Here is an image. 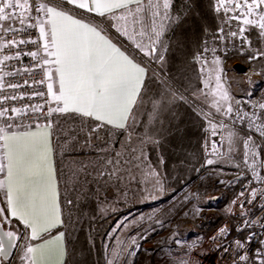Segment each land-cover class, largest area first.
<instances>
[{"label":"rangeland","instance_id":"1","mask_svg":"<svg viewBox=\"0 0 264 264\" xmlns=\"http://www.w3.org/2000/svg\"><path fill=\"white\" fill-rule=\"evenodd\" d=\"M169 1L167 14H164V5L159 6L154 12L151 11L153 19L148 23L144 19L150 15H146L145 11L141 13L139 28L142 31L139 38L142 39L137 41L145 44L141 46L143 51L125 39L144 58L149 59L147 64L156 56L168 23L174 17V1ZM236 2L243 3V0H216L218 9L224 13L221 36L225 41L227 36L231 45L223 46V54L216 52L218 47L213 45L199 55L203 89L195 95V100L202 106L200 114L206 123L203 147L211 129L216 128V123L206 117V111L227 115L229 107H235L248 95H255L260 104H264V55H261L264 53V37L258 35L262 31L258 27L244 25L243 18L230 19V13L238 14L231 8ZM158 12L160 15H157ZM261 20L264 21V16H261ZM125 21L124 23L129 22L128 17ZM106 22L108 28L118 33L112 22ZM253 22L259 23L246 21ZM161 25L163 32L157 38L156 33L160 31ZM240 27L246 29L243 41L239 34L237 37L230 35L231 31L238 32ZM122 28L127 29V25ZM233 43H237L239 57L229 59L230 52L235 49ZM150 47H155L156 50L147 54ZM226 51L229 52L225 54L227 58L224 55ZM209 52H212V57ZM217 55L220 56V62L214 60ZM226 92L228 99H225ZM54 126L58 155L65 171L64 189L68 202L76 205L84 193L94 185L101 198V213L106 217L115 215L110 217L113 222L103 235L105 264H124L125 258L127 264H188L189 259L194 264L198 261L206 239L199 230V222L218 211L217 205L221 198L239 183L234 181L233 177L235 172L243 169L242 132L227 128L225 156L205 155V167L193 184L170 194L164 186L162 175L149 160L144 138L129 131L121 135L116 128L102 126L86 118L75 119L64 126L59 123ZM208 159L214 161L212 166L207 165ZM220 180L225 183H219ZM201 182L202 191L197 187ZM237 193L231 202L225 205L226 217L231 212ZM124 202L140 206L121 212ZM177 207L179 211L176 210ZM0 224H3L1 218ZM5 224L7 231H11L10 223L7 221ZM141 233L148 234V239L142 242V250L136 255L128 256L127 253L133 247V239L137 244L141 243ZM173 237L177 239L175 244ZM26 246L24 239H18L13 256L2 264H26ZM143 249L153 251V254L145 253ZM185 249L190 253L189 257L183 255Z\"/></svg>","mask_w":264,"mask_h":264},{"label":"trees","instance_id":"2","mask_svg":"<svg viewBox=\"0 0 264 264\" xmlns=\"http://www.w3.org/2000/svg\"><path fill=\"white\" fill-rule=\"evenodd\" d=\"M173 1L174 17L169 21L157 51L159 58H153L149 64V59L143 58L121 35L111 28H104L147 67L142 89L129 120L125 127L116 129L121 135L129 131L145 139L149 160L162 175L164 186L170 194L193 184L205 167L203 143L206 123L200 114L202 106L195 100V95L203 89L199 55L213 45L218 47L216 52L223 54V46L231 45L229 38L226 36L225 41L219 31L224 13L218 9L216 0ZM51 2L98 25L107 24V15L83 12L64 0ZM233 44L235 49L230 52L229 59L239 57L237 43ZM227 53L224 52V55ZM208 54L213 56L212 52ZM54 117V125L59 123L61 126L75 119L86 118L75 112L56 113ZM55 149L63 208L61 229L66 241L63 264H105L103 235L113 222L110 217L115 215L106 217L101 213V198L94 185L76 205L68 202L64 189L65 171L58 155L59 149L57 146ZM197 187L202 191L203 183H198ZM239 187L240 182L224 194L217 205L218 211L199 222V230L204 237L226 218L225 205L231 202ZM122 205L121 212L140 206L130 202ZM176 210L179 211V207ZM12 223L22 231L25 229L17 219H12Z\"/></svg>","mask_w":264,"mask_h":264},{"label":"crops","instance_id":"3","mask_svg":"<svg viewBox=\"0 0 264 264\" xmlns=\"http://www.w3.org/2000/svg\"><path fill=\"white\" fill-rule=\"evenodd\" d=\"M64 1L69 2V0ZM123 2L124 0H74V3H69L77 8H79L78 5L91 3L94 11L79 9L97 15L105 13L104 15L108 16V21L114 24L113 28L117 29L124 39L135 47L137 44L145 46L144 43L138 42L142 39L139 38L141 27L139 25L130 27L129 22L124 23L129 9L135 8V3L129 4V8H125L122 7ZM152 2L156 3L155 7H148L145 10L146 15H150L146 20L144 19L146 23L151 18L153 19L151 11L154 12L157 7L164 5V0H152ZM168 2L170 3L169 0ZM140 3L147 4V0H140ZM45 5L71 15V17H64L57 21L62 27L56 50L58 71L56 72L57 65L54 63L47 64V73L52 74L51 79H48L53 86L50 97L54 108L57 107L55 95H58L60 85V98L65 101L66 106L92 110L96 115L122 122L125 127L142 89L147 67L143 62L135 59L105 30L107 26L104 23L103 26L98 25L49 1H45ZM122 13L125 19L117 20L113 17ZM48 19L49 17L44 13L43 21L46 32H50ZM124 25H127L129 33L122 28ZM96 28L98 31L95 30ZM41 39L43 44L47 42L45 38L41 37ZM141 50L143 51V49ZM46 59L51 60L52 58L46 55ZM109 65H112L111 72L106 71ZM101 92L106 95L107 103L103 108L97 110V99ZM77 114L84 116L82 113ZM84 117L94 120L102 126L118 128L114 124L109 125L105 121H97L95 117ZM38 125L39 127L35 125L25 128L27 131L8 132L4 130L2 132V156L3 159L4 157L8 158L10 169L7 177L3 173L0 176V182L3 181L2 183L7 187V189L0 188V209H9L7 219L3 218V214H0V218L5 226V222L10 223L11 231L16 233L18 239L20 234L24 233L27 247L33 248V252L27 253L26 264H63L66 257V241L64 231L61 229L63 208L56 161L55 126L53 122H43ZM45 142L51 148L53 191L50 193L46 173L39 165ZM6 190H8L10 201L22 203L33 234L37 235L36 239L29 238L30 228L25 227L22 231L13 225L12 219H17L25 226L23 219L19 216H11V207L5 196ZM36 193L40 194L43 201L39 211L36 210ZM53 210L58 212L59 223L45 232L42 229L48 224L50 213ZM6 229L8 230L7 226Z\"/></svg>","mask_w":264,"mask_h":264},{"label":"built area","instance_id":"4","mask_svg":"<svg viewBox=\"0 0 264 264\" xmlns=\"http://www.w3.org/2000/svg\"><path fill=\"white\" fill-rule=\"evenodd\" d=\"M31 3V0H30ZM45 5L44 0H35L33 7ZM32 23H39L44 19V12L39 14L32 13ZM13 27H20L19 23ZM19 41L21 38L25 40H36V44H13L10 49H5L4 44L9 39ZM9 37L0 38V104L3 108L0 111L8 109L6 113L9 117H14L12 122L13 128L17 124L24 128L32 127L43 122H51L55 115L53 112L50 116L49 111L54 108L50 93L47 90L49 79L46 76L47 65L44 64L46 53L44 52V44L39 35V28L27 29L23 34L11 35ZM156 50V48L154 47ZM154 50V52H155ZM31 51L37 52V56L32 58L26 53ZM19 52V57H17ZM5 55L9 58L5 60ZM27 81V83H25ZM43 81V83H41ZM17 85L12 88L11 85ZM38 92H43V96L36 95ZM15 97V99H12ZM260 102L255 95L243 97L239 103L233 107V113L227 115H218L208 113L206 117L216 123V128L211 129L208 140L204 147L205 155L208 157L225 156V137L226 129L233 128L242 132L244 137V151L242 155L243 169L234 173L233 180L240 182V187L236 195L235 201L239 200L243 203L250 199L248 195L240 197L241 190L245 192L249 188L264 189V115L260 109ZM11 108H19V113L10 112ZM36 108L37 111H33ZM244 113H247L245 116ZM7 127L5 120L0 119V128ZM4 130H0V163L3 162L1 135ZM247 160V163H245ZM2 173H0V176ZM264 201L257 199L256 203L245 205L243 209L238 204L232 206L228 217L223 219L220 224L207 236L202 246L203 252L198 261L194 264H239L237 255L238 249L232 243L234 240H243L250 232H261V225L256 224L254 228H245L243 232H238L236 229L244 223L240 213L251 212L252 216L257 221L264 217ZM222 227L231 229L229 235L227 231L223 233L227 238L224 240L217 239L214 243L212 237L219 238L221 233L219 230ZM264 240V233L257 236L247 245L248 251L246 255L250 258V262L260 264L258 252L264 247L259 241ZM223 245H230L231 250L224 248ZM220 248L218 251L217 249Z\"/></svg>","mask_w":264,"mask_h":264},{"label":"snow or ice","instance_id":"5","mask_svg":"<svg viewBox=\"0 0 264 264\" xmlns=\"http://www.w3.org/2000/svg\"><path fill=\"white\" fill-rule=\"evenodd\" d=\"M51 2V0H49ZM70 3H74V0H69ZM135 3V8H130L128 11V20H129V26L130 27H135L136 25H139L142 21V16L141 13L145 11L148 7H155L156 3H153L152 0H147V4H141L140 0H124L122 7L129 8V4ZM35 4V0H0V38L4 37H9V34L11 35H16V34H23L24 32L27 31V29H35L36 27L39 28V35L42 38L46 39V43L44 44V52L48 57H51L52 59H45L44 64H51L54 63L57 65L56 67V72L58 71L59 65L57 64V57H56V50L58 47V41L61 37L62 33V27L61 24H58V19L62 20L64 17H71V15L66 14L64 11H58L55 7H47V5H38L33 7ZM225 7H228V5H224ZM80 9H87L89 11H94L92 8L91 3H85L82 5H78ZM169 8V2L168 0H164V14H167V9ZM231 8L235 9L236 12L238 13L237 15H231L230 13V19L232 20H240L243 18V24L246 26H254L258 27L262 31L258 33V35L264 37V21L261 20V16H264V0H243V3L236 2L231 5ZM35 12L39 14L40 12H44L49 19L47 20V23L50 25V32H46L45 26H44V21H40L38 24L37 23H32L31 21L33 20L32 13ZM100 15H104L105 13H99ZM157 15H160V12L157 13ZM115 19H125V16L122 14L118 16H113ZM246 21H257L259 23H246ZM19 23L20 27H13L14 24ZM97 30V28L95 29ZM98 31V30H97ZM127 31V29H125ZM220 32H223V29L219 30ZM246 29L245 27H240L238 32L237 31H231L230 35L232 37H237L239 34L241 40H244V33ZM163 32V25H161L160 31L156 33L157 38H159V35ZM26 43H31V44H36V40H25L21 38L19 41H16L14 39H9L7 42L4 44L5 49H10L13 44H26ZM137 49H142L141 45L137 44L136 45ZM155 49L150 47L148 50L147 54H151L152 51ZM26 55L34 58L37 56V52L31 51L29 53H26ZM261 55H264V53H261ZM17 57H19V52H17ZM8 56L5 55V60H8ZM155 59L159 58V54H157ZM253 59H255V55H253ZM214 60H218L220 62V56L217 55ZM107 72L112 71V65H109V67L106 69ZM46 76L51 79L52 74L50 72L46 73ZM27 83V81H25ZM43 83V81H41ZM12 88H16L17 85L12 84ZM52 84L49 83L47 84V90L49 93L52 92ZM60 92L61 88L59 85L58 89V95H55V101L57 102V107L51 109L48 113L50 116L53 112H59V113H67V112H75V113H82L84 116L88 117H95L97 121H105L109 125H115L118 128H123L124 124L122 122H119L115 119H110V118H104L99 115H96L94 111L92 110H83L80 108L76 107H69L66 106L65 101L60 98ZM36 95L43 96V92H38ZM12 99H15L13 97ZM225 99H228V94L227 92L225 93ZM107 103V97L106 95L101 92L98 95L97 99V110L103 108L105 104ZM260 109L262 110V115H264V104H260ZM0 108H3V105L0 104ZM8 109H5L3 111H0V119H4L7 127L0 128V130H7L8 132L12 131H27L23 126H20L17 124L16 129H13L12 122H14V117H9L6 115L8 112ZM33 111H37L36 108H33ZM10 112L12 113H19L20 109L19 108H11ZM228 113L231 114L233 113V109L229 107ZM246 116L247 113H244ZM36 127H39V125H36ZM51 127V125H49ZM30 132H38V131H30ZM264 147V146H262ZM5 151V149H3ZM50 154H51V148L47 145L45 142L44 148L41 152V157L39 160V165L40 167L44 170L47 176L48 180V185H49V193L53 191V186L51 183V175H52V163L50 159ZM245 163H247V160H245ZM214 164V161L211 159L207 160V165L212 166ZM9 169H10V163L8 158L4 157L3 162L0 163V173H3L5 177L9 175ZM3 182V181H2ZM2 182H0V188H6V185H4ZM238 182V181H237ZM219 183L224 184L225 181L220 180ZM232 182H229L231 184ZM261 183H264V180L261 181ZM245 195H248L250 199L245 200L243 203H240L239 200L234 201V204H238L241 209L245 207V205H250L253 203H256L257 199L260 201H264V189H257V188H249L247 192H245L244 189L241 190L240 197L243 198ZM5 196L7 198L8 204L11 207V216L12 217H18L23 219V222L25 224L26 228L31 229V235L30 239H36L37 235L33 234V229L28 221L24 207L20 201H10L9 200V193L8 190L5 192ZM35 200H36V210L39 211V209L43 205V201L41 200L40 194L36 193L35 194ZM264 210V208H262ZM9 212L8 208H3L0 209V214H3V218L7 219V214ZM187 215V214H186ZM242 219L244 220V223L239 226L236 231L238 232H243L245 228H254L257 223L261 225V232H250L248 236H246L243 240L241 239H236L232 243L236 246L238 249L237 255L239 257V264H255V262H250V258L246 255L248 248L247 245L252 242V240L256 239L257 236L261 235V233H264V217H261L259 221H257L254 217L249 219V217L252 216L251 212H244L241 211L240 213ZM59 223V218H58V212L53 210V212L50 213V219L48 224L42 229L43 231H49L51 228L55 227ZM128 222L126 221L125 224ZM121 227H124V225H121ZM227 231L228 234H231V229H226V227H222L219 232L221 233V236L219 238L217 237H212L211 239L215 243L217 239L224 240L227 237L223 235V233ZM5 235L9 239V244L11 245V242L15 240L16 234L13 231H7ZM24 233L20 234V239H24ZM148 239V234L147 233H141L140 234V244L136 243V240L133 239L132 244L133 247L129 252L127 253L128 256H133L136 255L140 250H142V242L146 241ZM177 242L176 237H173V243L175 244ZM262 245H264V240L259 241ZM27 247V246H26ZM224 248H228L231 250L230 245H223ZM218 251L220 248L217 249ZM145 253H151L153 254V251L150 252L148 249H143ZM161 251L163 249L161 248ZM5 248L4 244L0 242V253H4ZM33 252L32 247H27V253ZM27 253L25 256H27ZM183 255L185 257H189L190 253L188 252L187 249L184 250ZM260 264H264V247H262L259 252H258ZM124 264H127V259L125 258ZM188 264H192L191 259L188 260Z\"/></svg>","mask_w":264,"mask_h":264},{"label":"water","instance_id":"6","mask_svg":"<svg viewBox=\"0 0 264 264\" xmlns=\"http://www.w3.org/2000/svg\"><path fill=\"white\" fill-rule=\"evenodd\" d=\"M7 232V229L3 224H0V242L4 244L5 252L0 253V264L3 263V261H8L14 254L16 249V244L18 241V237L16 235V239L11 242V245L9 244V239L5 235Z\"/></svg>","mask_w":264,"mask_h":264}]
</instances>
